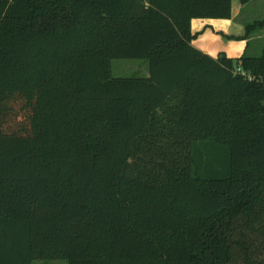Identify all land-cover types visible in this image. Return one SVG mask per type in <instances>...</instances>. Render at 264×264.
<instances>
[{"label":"trees","instance_id":"trees-1","mask_svg":"<svg viewBox=\"0 0 264 264\" xmlns=\"http://www.w3.org/2000/svg\"><path fill=\"white\" fill-rule=\"evenodd\" d=\"M232 1L0 0V264H264V47L191 44Z\"/></svg>","mask_w":264,"mask_h":264},{"label":"rangeland","instance_id":"rangeland-1","mask_svg":"<svg viewBox=\"0 0 264 264\" xmlns=\"http://www.w3.org/2000/svg\"><path fill=\"white\" fill-rule=\"evenodd\" d=\"M263 19L264 0H250L248 3L233 0L229 19H191V32L195 34L191 44L213 57L221 52L233 58L244 52L249 55H260L264 47V23L260 28H253L250 32L247 31V25ZM111 68L113 76L148 75V61L145 59H114ZM33 264L67 263L62 259L47 261L35 259Z\"/></svg>","mask_w":264,"mask_h":264}]
</instances>
